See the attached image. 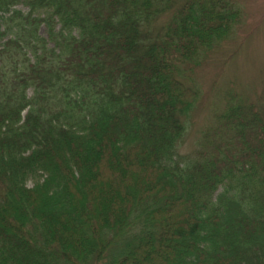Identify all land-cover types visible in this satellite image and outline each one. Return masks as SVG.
<instances>
[{
  "label": "trees",
  "instance_id": "1",
  "mask_svg": "<svg viewBox=\"0 0 264 264\" xmlns=\"http://www.w3.org/2000/svg\"><path fill=\"white\" fill-rule=\"evenodd\" d=\"M240 19L233 0H0V264H264V90L221 89L181 150Z\"/></svg>",
  "mask_w": 264,
  "mask_h": 264
},
{
  "label": "rangeland",
  "instance_id": "2",
  "mask_svg": "<svg viewBox=\"0 0 264 264\" xmlns=\"http://www.w3.org/2000/svg\"><path fill=\"white\" fill-rule=\"evenodd\" d=\"M233 1L240 7L241 19L235 25L233 34L196 72L202 104L197 106L191 117L192 125L181 147L183 153L191 152L195 145V130L205 125L215 106H220V91L231 87L232 92L253 98L264 90V0ZM43 28L40 26L39 33L45 36ZM216 88L218 90L214 91Z\"/></svg>",
  "mask_w": 264,
  "mask_h": 264
}]
</instances>
